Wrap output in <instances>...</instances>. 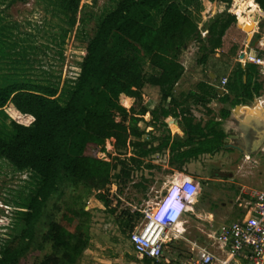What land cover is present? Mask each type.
Wrapping results in <instances>:
<instances>
[{
  "label": "trees",
  "instance_id": "obj_1",
  "mask_svg": "<svg viewBox=\"0 0 264 264\" xmlns=\"http://www.w3.org/2000/svg\"><path fill=\"white\" fill-rule=\"evenodd\" d=\"M14 1L17 0L11 2ZM210 1H215L220 13L200 29L175 1L120 0L88 42L79 75L64 106L56 99L54 88L27 79H9L0 86V116L10 119L11 128L8 132L0 126V158L16 171H30L38 178L21 211L24 229L4 245L0 264H18L30 250L37 225L47 217L49 201L66 183L100 192L111 185L116 165L103 160L98 152L109 139H114L118 148L141 147L132 138L143 136L138 124L144 116L150 115L149 127L159 131L151 139L160 142L156 147L139 148L138 157L130 158L136 166L141 165L140 158L165 150L176 164L170 168L182 171L190 160L222 149L225 135L220 122L214 118L205 124L195 122L185 105L187 98L178 101L173 93L184 73L179 62L182 48L196 42L202 52L199 63L205 66L207 58L221 48L227 30L236 23L237 15L231 12L235 0ZM79 3L80 0H59L58 6L70 27L75 24ZM248 5L264 15V0H248ZM157 9L162 12L155 27L147 23L150 16L146 10ZM125 52L147 62L156 74L145 76L141 66ZM259 74L256 65L248 64L244 70L239 67L220 102L229 101L230 96L233 106L253 100L262 88V82L257 81ZM146 86L158 89L162 102L167 101L166 107L159 105L149 110L144 105L142 91ZM197 90L199 94H191L192 101L204 107L219 95L215 87L203 83L197 85ZM132 98L131 107L124 108L122 103ZM228 115L229 111L220 112L223 119ZM167 117L177 121L183 137L171 136L164 122ZM121 173L127 178L130 170L123 169ZM104 198L99 196L101 201ZM122 214L129 220L133 215L129 211ZM57 216L53 214L48 219L42 240L50 242L51 251L44 253L39 264H80L89 240L80 212L65 207ZM120 227L125 233L124 226ZM126 228L132 231L134 226L125 225ZM142 261L151 262L145 257Z\"/></svg>",
  "mask_w": 264,
  "mask_h": 264
},
{
  "label": "rangeland",
  "instance_id": "obj_2",
  "mask_svg": "<svg viewBox=\"0 0 264 264\" xmlns=\"http://www.w3.org/2000/svg\"><path fill=\"white\" fill-rule=\"evenodd\" d=\"M11 1L0 0V86L9 79H27L54 88L56 99L64 106L79 75L88 42L101 20L114 10L120 0H80L72 27L61 13L59 0ZM171 1L178 3L181 11L200 29L215 14L220 13L215 1ZM232 4L231 12L237 15V20L225 33L221 49L207 58L205 69L212 73H220L221 70L225 73L238 62L240 51L246 47L254 49L264 59V15L259 17L253 13L248 0H235ZM146 12L150 16L147 23L157 27L162 9ZM247 19L255 23L253 33L258 32L255 37H252V33L249 38V32L244 28L247 24L243 22ZM201 54L194 41L182 48L179 61L185 72L174 89L176 98H179L180 93L185 96L194 90L199 81L206 80V74L202 72L204 66L199 63ZM124 55L137 62L145 76L156 74L147 62L130 53L125 52ZM218 55L220 57L216 58ZM261 79L263 89L260 97L263 98L264 72ZM142 93L143 103L149 110L159 105L166 107L167 101L162 102L157 88L146 86ZM132 104L133 100L129 99L122 106L129 109ZM194 112L199 117L203 116L197 108H194ZM116 120L120 121V117L117 116ZM150 121V115L144 116L138 124L144 132L143 136L132 138L134 142L139 141L142 148L156 147L160 142L159 139H151L159 135V131L149 127ZM1 125L6 131H11L9 118L2 119L0 116ZM232 143L237 145L234 140ZM141 147L118 148L114 139L106 140L98 156L116 165L111 185L102 192L89 190L80 184L66 183L62 186L61 191L49 201L46 212L48 218L44 216L37 225L34 242L18 264H39L44 253L51 251L50 242H44L42 236L47 231L48 219L53 214L59 216L65 207L80 212V220L89 235L80 264H146L133 251L129 238L143 222L142 211L147 206H153L169 188L174 174L170 167L176 164L170 159L168 151L161 150L140 158L142 163L136 166L130 158L138 157ZM193 163L192 170L187 173L198 187L195 201L183 213L174 229L178 237L166 244L163 258L157 264H187L191 254L190 243L210 244L209 235L238 220L245 213L246 208L239 204L249 197L248 192H243L246 187L257 186L264 190L262 149L245 156L242 150L227 145L223 150L203 155ZM123 169L130 170L129 177L122 175ZM37 184L35 174L30 171L18 172L0 158V256L4 245L23 231L21 211ZM99 196H104V200H99ZM124 211L133 213L130 220L126 214H122ZM125 225L134 228L130 231L125 229ZM120 226H124L125 233Z\"/></svg>",
  "mask_w": 264,
  "mask_h": 264
},
{
  "label": "built area",
  "instance_id": "obj_3",
  "mask_svg": "<svg viewBox=\"0 0 264 264\" xmlns=\"http://www.w3.org/2000/svg\"><path fill=\"white\" fill-rule=\"evenodd\" d=\"M238 59L243 67L248 64L264 67V59L254 49L246 47ZM225 83L226 80H222V84ZM260 149L264 152V145ZM177 180L178 175L174 174L167 192L153 206L142 211L143 222L129 238L137 256L151 260V264L159 263L166 244L178 237L174 229L183 213L176 207L161 209L170 189L177 187L179 195L186 200V209L197 195V184L191 178L183 176L180 182ZM247 195L249 197L239 204L246 208L239 220L209 235L211 241L208 245L190 243L187 264H264V192L252 190Z\"/></svg>",
  "mask_w": 264,
  "mask_h": 264
},
{
  "label": "crops",
  "instance_id": "obj_4",
  "mask_svg": "<svg viewBox=\"0 0 264 264\" xmlns=\"http://www.w3.org/2000/svg\"><path fill=\"white\" fill-rule=\"evenodd\" d=\"M252 11H253V13L255 12V14L258 15L259 17L261 15H263L262 11L256 7L252 8ZM248 20H250V19H248ZM243 23L246 24V20H244ZM254 27L256 28L255 23H254ZM252 32H255V31H252ZM251 33L248 34V37H250ZM223 41H224V37L222 39V43H223ZM261 44H262V41L259 42V45H261ZM219 57L220 56L218 55L216 58H219ZM206 66L207 65L205 64L203 69H205ZM239 67H240V69L244 70V67L239 62L235 63V65H233L231 68H228L225 71V73H223L224 70L223 71L221 70L220 73H217V72L212 73L211 71L206 70V69L202 70V72L204 74H206L207 78H206V80L199 81L197 83V85H199L200 83H203V84H206L209 86H213L218 90V93H219V95L217 96V99L212 100L205 107L198 105V104H195L192 101L193 96L191 97V94H199V91L197 90V85L194 88V90H190L185 96L184 95L181 96L182 93H180L179 98H177V100L182 101V100L187 98L185 105L189 106L191 113L195 118V122H202V124H205L208 120L213 119V118L215 121L220 122L219 128L225 135L224 145H223L221 150H223L224 148H226L227 145H229V146H232L233 148H237L238 150H242L245 156H250L251 153H253L255 151H259L260 148L264 145V139H262V141L257 143L258 136L260 134L257 125L264 123V114L261 112H258V108H257V107H260V108L264 109V97L263 98L260 97V94L262 93V89H263V84H261L262 88L259 91V95L254 97L253 100L248 101L244 105H236V106L231 105V101L233 100V96H230V100L226 101V102H220V100H219L223 96L224 93H227V90H226L227 83H232V81L235 78V76H234L235 72L239 69ZM258 67H261V69H259V70H260V73L262 75L264 72V67L257 66V70H258ZM184 72H185V69H184ZM220 75H222V76H220ZM261 75L257 78V81L263 82L262 81L263 79H261ZM182 77H181V79H182ZM181 79L179 80V82L181 81ZM224 79L226 80V83L223 85L222 80H224ZM242 81H245V75L242 76ZM179 82L176 84V86H178ZM175 87H174V89H175ZM173 93H174V91H173ZM175 98H176V96H175ZM132 100L134 102L133 98H132ZM194 108H197L200 111H202L200 114H202L203 116L199 117L198 115H196V113L194 112ZM224 110L229 111V115L223 119L220 117V112L224 111ZM164 122L166 123V125L169 128L171 136L183 137V132L181 131V128L179 127L177 121L174 118L167 117L164 120ZM259 122H260V124H259ZM233 135H234V137L231 141V137ZM233 140H234V142L237 143V145H233V143H232ZM204 155H209V154H204ZM201 156H203V155H201ZM201 156H199V157H201ZM197 159L190 160L188 163L184 164V166L182 167V171H179L177 169H175V170L173 169L174 174L178 175V178L184 176V177H189V178L193 179V177L188 175V173H190V171L192 170L193 164H194L193 162L196 161ZM258 183H261V182L258 181ZM254 187L257 188V186H254ZM254 187H246L243 190V192H250L252 190H260V191L264 192V190H261L258 188L254 189Z\"/></svg>",
  "mask_w": 264,
  "mask_h": 264
},
{
  "label": "clouds",
  "instance_id": "obj_5",
  "mask_svg": "<svg viewBox=\"0 0 264 264\" xmlns=\"http://www.w3.org/2000/svg\"><path fill=\"white\" fill-rule=\"evenodd\" d=\"M166 192H167V190L165 191V193ZM185 203H186V200H185L184 197L179 195L177 187L176 186H172V188L170 189V191L168 193V197L165 200V202H164V204H163L161 209L164 210V209H167L169 207H176L182 213H186V211L188 209L185 208Z\"/></svg>",
  "mask_w": 264,
  "mask_h": 264
},
{
  "label": "flooded vegetation",
  "instance_id": "obj_6",
  "mask_svg": "<svg viewBox=\"0 0 264 264\" xmlns=\"http://www.w3.org/2000/svg\"><path fill=\"white\" fill-rule=\"evenodd\" d=\"M258 33V32H257ZM257 33H253V36L252 37H255V34ZM260 124V122H259ZM258 126V129H259V136H258V140H257V143L262 141V139H264V123H261L260 125H257Z\"/></svg>",
  "mask_w": 264,
  "mask_h": 264
},
{
  "label": "bare ground",
  "instance_id": "obj_7",
  "mask_svg": "<svg viewBox=\"0 0 264 264\" xmlns=\"http://www.w3.org/2000/svg\"><path fill=\"white\" fill-rule=\"evenodd\" d=\"M251 22H252L251 19H250V20H248V19L246 20V24H247L248 26L251 24ZM255 29H256V28H255L254 25H253V26L250 27L249 30H247V32L251 33L252 31H255ZM249 33H248V34H249ZM181 180H182V177H179L177 181L180 182Z\"/></svg>",
  "mask_w": 264,
  "mask_h": 264
},
{
  "label": "water",
  "instance_id": "obj_8",
  "mask_svg": "<svg viewBox=\"0 0 264 264\" xmlns=\"http://www.w3.org/2000/svg\"><path fill=\"white\" fill-rule=\"evenodd\" d=\"M254 25V23L253 22H251V24L248 26V25H246L244 28H245V30L247 31V30H249L250 29V27L251 26H253ZM258 108V112H261V113H263L264 114V109L263 108H260V107H257Z\"/></svg>",
  "mask_w": 264,
  "mask_h": 264
}]
</instances>
